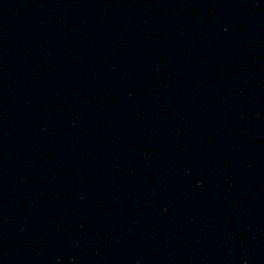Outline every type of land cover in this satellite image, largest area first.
<instances>
[{
  "label": "water",
  "instance_id": "obj_1",
  "mask_svg": "<svg viewBox=\"0 0 264 264\" xmlns=\"http://www.w3.org/2000/svg\"><path fill=\"white\" fill-rule=\"evenodd\" d=\"M0 130L264 217V0H0Z\"/></svg>",
  "mask_w": 264,
  "mask_h": 264
}]
</instances>
